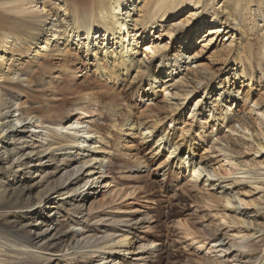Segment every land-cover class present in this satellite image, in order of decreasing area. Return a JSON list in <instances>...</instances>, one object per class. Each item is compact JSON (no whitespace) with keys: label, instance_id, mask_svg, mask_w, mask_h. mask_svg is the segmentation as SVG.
<instances>
[{"label":"bare ground","instance_id":"obj_1","mask_svg":"<svg viewBox=\"0 0 264 264\" xmlns=\"http://www.w3.org/2000/svg\"><path fill=\"white\" fill-rule=\"evenodd\" d=\"M214 1L216 0H0V80L2 79L0 150L5 152L3 153L7 155L8 160L12 159L19 154L17 151L20 148L33 146L31 143L36 142L35 139L43 133V141L47 143L46 147L41 146L44 148L42 157L50 159L44 162V165L49 162L56 164L59 162L58 159L62 161L65 156L70 157L68 161L71 162L79 160L81 165L76 174L72 171L70 177L65 178V182L58 183L55 188L58 192L49 195L52 190L46 189L37 199V204L45 203L44 206L29 211L30 214L42 215L43 209H52L51 206L48 207L50 205L48 200L60 190H68L72 184L77 186L75 184L85 173L87 174L84 185L75 187L69 193V200L84 203L87 197L92 198L94 195L91 191L97 188L96 185L100 180L101 183L107 178L103 170L106 161L105 158L100 159V157L106 154L108 140L111 139L112 133H115L122 140L120 146L116 144L120 150L124 151L127 148L125 143L133 140L142 146L150 147L157 154H154L155 156H163L158 165L163 175L169 170L175 171L182 181H185L184 188L190 187L196 192H201L202 204L220 212L221 216L217 217V221L221 220L223 224L218 227L215 223L210 222V224L216 227V233L221 238L223 247L221 249H225L226 255L231 256L232 262L236 264L241 263L242 260V264H254L251 262L252 255L248 254L246 248L250 250L253 247H248L247 243L253 244L254 241L261 240V233L264 231V207L261 208L252 201L245 200L247 193L243 189L256 188L255 191L259 189L264 194V159H258L264 154V103L259 92L257 95L252 92L255 54L247 51L252 46L247 37L256 38V34L264 32V0H222L220 9L214 8ZM184 6L188 9L185 20L179 21L178 18L175 20L177 24L166 25L162 29V23L158 21L165 16L175 19ZM207 8L212 12H206ZM219 10L228 12L227 16L232 18L233 23H237L235 27L244 35L243 47L241 45L236 49L232 58L233 64L238 65L240 72L237 73V69H233L230 79L227 77L230 72L225 76L215 77L214 72L200 61V54L190 49L193 41H189L195 28L201 31L205 29L210 35L228 31L227 28H225L227 30L223 28L225 23L219 20L221 16ZM192 11L194 13H191ZM180 29H183L182 32L189 30L183 40L186 43L172 50L171 53L148 45L143 48L142 54L138 52L139 40H136L135 36L141 39L146 31L151 35L157 30L159 35L163 34L173 39V34ZM187 38L189 41H186ZM78 54H81L82 60L79 59ZM7 55L10 60L14 56H19L25 58L24 60H27L25 62L32 61L37 66L43 67L49 65L47 60L50 58L60 57L63 64L59 70L65 72L66 78L71 82L76 78L79 70L71 66L75 61L81 66L84 65V68L92 70L97 82L86 86L75 84L69 89L70 92L75 91L78 95L75 100H71L72 107L66 111L69 119L63 122L61 116L65 105L62 103L55 104L39 98L37 108L24 109L15 102L17 99L11 97V94L17 91L16 96L23 98V88L10 84V81L3 83L4 79L9 78L7 72L10 66L6 68L7 72L4 74L5 68L2 64ZM231 79L236 81L231 82ZM125 84L127 90L137 86L135 93L137 100L141 102L145 100L151 104L147 107V111H135L125 104L122 99L125 91H116V88ZM157 95L162 97L158 101ZM36 97V94L31 95V99ZM239 103L246 108V116L232 112ZM100 108L107 109L112 119L106 140L101 138L99 131L87 121L91 118V114L95 117L96 111ZM254 112L256 113L252 116ZM104 116L105 114H102L100 118ZM183 116H186V119L180 123ZM164 121H167L170 127L178 128L180 132L178 138L174 131L164 128ZM3 122L6 123L3 125ZM85 123L87 127L89 126L88 131L77 135L87 128L83 126ZM199 124L223 127L225 130L223 137L228 147L236 146L247 153L251 152L255 155L252 161L238 166L228 159V154L224 152H219L211 159L208 158L209 155H206L205 150L201 155L196 154L195 148L198 147L196 142H202L203 139L200 133L193 132L192 128L194 126L201 128ZM235 125L239 132L235 129ZM66 131H74V134L71 135ZM238 136H242V140L229 143L230 137ZM92 137L98 140L92 143ZM7 145H10V148H6ZM54 151L65 152L55 157L51 153ZM32 154V152L27 155L20 154L14 167V170L17 167V171H12L13 177L9 180L10 183L17 185L20 182L17 174L21 175L27 169L42 166L43 161H40L39 165H32ZM75 154L79 157L71 158ZM2 161L0 152V165ZM91 163L93 166H98L97 172L94 173L92 169L81 173V168ZM64 165L65 163L62 166ZM22 167L25 168L21 171ZM60 170L61 167H58L56 173ZM2 171L1 167L0 173ZM27 180L28 178L22 179L23 184H26ZM23 184H20L22 188L19 186L21 189L19 187L13 189V196L27 194L38 186V183H30L27 186ZM84 192H86L85 197H83ZM3 193L4 191L0 189V211H2L0 216H3V209L13 206V200L3 202L5 198ZM131 195L130 193L126 197ZM122 196L121 199L125 197ZM54 200L55 198L52 199ZM82 214V218L79 216L72 221L75 226L83 223L84 226L76 232L68 251H72L76 246L85 248L86 240L99 226L96 219L88 220V214L84 211ZM38 218H45V221L48 216ZM38 221L40 219L34 226H44V222ZM23 226L30 227L29 224ZM179 226L182 240L188 242V246L195 248L194 251L197 253L208 254L218 248L211 247L215 242L208 238L206 232L199 235L201 233L185 221ZM0 227L3 228V225ZM51 231L38 230L31 243L43 248L47 233ZM15 232L18 233L16 236L22 233L19 228ZM15 232L11 231L14 235ZM61 237L55 240H61ZM111 238L112 236L108 235L99 242L101 246L95 243L89 249L98 253L107 247ZM244 244L247 247H244ZM262 248L261 256L255 261L257 264H264V246ZM222 252L223 250H220L217 253L223 255ZM44 253L46 254L44 260L48 261L46 264H51L50 258L53 255L48 251ZM2 256L3 252L0 250V264H13V262L6 263L2 260ZM61 258L62 261L66 260V256Z\"/></svg>","mask_w":264,"mask_h":264},{"label":"rangeland","instance_id":"obj_2","mask_svg":"<svg viewBox=\"0 0 264 264\" xmlns=\"http://www.w3.org/2000/svg\"><path fill=\"white\" fill-rule=\"evenodd\" d=\"M221 1L222 0H216L213 2L215 9H220ZM187 10L188 9L184 6L181 13L178 14L175 19L165 16L162 20L158 21V23H162V29L166 25L173 26L178 23L175 21L176 19L179 18V21L185 20L188 15L185 14ZM208 11L209 13L212 12L207 8L206 12ZM191 13H194V11ZM227 13L228 12L225 13V11L219 10V14H221L219 20L225 23L223 28L228 29L226 33L224 32L222 34L220 32L217 35H210L205 29L201 31L195 28L190 41L189 38H187L186 41H193L190 45L191 51H196L200 54V61L214 72L215 77H222L223 75L225 76L227 72H230L227 74V77L230 79L232 78L231 74L234 72L233 69H237V73L240 72L237 67L238 65L233 64L232 58L236 49L241 45L243 47L242 37L244 35L237 30L235 27L237 23H233L232 18L227 16ZM58 15L62 14L58 13ZM205 18L204 16L203 19ZM182 30L183 29L176 30L173 34V39H169L163 34L159 35L157 30L151 35L147 34L146 31L145 33L147 35H142L141 39L139 36H135V39L139 40L137 41L139 42L137 50L142 54L143 48L148 45L151 48H158L162 51H169L171 53L172 50L186 43L183 42V40L185 39V34L189 30L183 32ZM197 30L199 31L196 32ZM195 32L196 34L194 35ZM262 38H264L263 31L256 34V38L247 37V40L250 39L252 44L251 49H247V51H251L255 54V60L253 61L254 69L252 72L254 79L252 92L255 95L259 92L264 103V40ZM203 43H205L206 47ZM78 56L79 59L82 60L83 57L81 54H78ZM153 56L155 57L157 55ZM8 57V55L5 56L3 63L1 62L5 68L4 74L7 72L6 68L10 66V70L7 72L9 78L6 80L4 79L3 83L4 81H10V84L23 88L24 94L23 98H18V96H16L17 91H14L11 97L17 99L15 102L19 103L24 109L37 108V101H39V98L43 99V101L53 102L55 104L62 103L65 105L63 115L61 116L63 122L69 119L66 111L72 107V101L75 100L78 95L75 91L70 92L69 89L73 88L75 84H77V86H86L92 82H97L96 76L92 70L84 68V65L81 66L75 61L72 62V60H70L72 62L71 66L79 68L73 82L66 78L65 72L59 70L63 64V60H61L60 57L50 58L47 60L49 65L44 67L37 66L30 61V59V62H25L27 60L19 56H14L12 60ZM212 81L210 83H212ZM233 81L236 80L231 79V82ZM0 84H2V79L0 80ZM126 86L125 84L123 87L120 85L116 88L117 92L125 91L122 96L125 104L135 111H147V107L151 104L145 102V100L144 102L137 100L135 96L137 86L132 90H127ZM33 94L37 95L36 99H31V95L33 96ZM44 94L45 96L42 97ZM157 98L158 101L162 97L157 95ZM245 109L246 108L239 103L235 105V110H232V112L237 115L241 113L243 116H246L247 112ZM255 113L256 112H254L252 116H254ZM102 114H105L104 118H100ZM90 117L91 118L87 120L90 121L88 123H92L91 126H93V128L95 127L99 131L101 138H105L106 140L112 120L108 110L100 108L96 111L95 117H92V114ZM185 119L186 116H183L180 123L185 121ZM4 123L6 122H3V125ZM163 125L165 129L174 131L175 136L177 138L179 137L180 132L178 128L174 129L170 127L167 121H164ZM199 125H201V128L198 126L192 128V131L199 132L203 139L202 142H196L198 146L195 148L196 154L201 155L205 150L206 155H209L208 158L211 159L215 155H218L219 152H224L228 154V159L238 166L245 165V162L252 161L255 155L251 152L247 153L243 151V149L240 150V148H236V146L232 148L228 147L229 145L223 137L225 132L223 127H218V125L214 126L213 124ZM83 126L87 127V124L85 123ZM52 127L55 128L54 126ZM88 127L86 129L84 128L82 132L80 131L77 133V135L88 131ZM234 127L237 132H239L237 125ZM213 129L215 132H213ZM1 131L2 128H0V133ZM41 132H43V130H41ZM66 133L72 135L74 131H66ZM43 136V133L39 135L38 138L35 139L36 142L31 143L33 146H30V148H20V150L17 151L19 154L9 160L6 158L7 155H4L5 152L0 150L1 160H3L0 165V168H3V171L0 173V183L5 182V184L0 185V187H2L0 189L4 191L3 195L5 196L3 202L13 200V206L3 209V216H0V225H3V228L0 227V250L3 252L2 260H5L6 263L46 264L48 261L44 260L46 257L44 252L48 251L53 255V257L50 258L51 264H236L232 262L231 256L226 255L227 253L224 252L225 249H221L223 248L220 242L221 238L216 233L214 224H210V222L215 223L217 227L223 224V221H217V217L221 216L220 212L202 204L200 199L202 195L201 192H196L190 187L184 188L185 181H182V178L178 176L175 171L169 170L163 175L158 169V165L162 161L163 156H155L157 154H155L150 147L142 146L133 140H128L127 143H125L127 148H125L124 151L116 147V144L120 146L122 140L119 139L115 133H112L111 139L108 140L109 145L105 148L106 154L100 157V159L105 158L106 164L103 170L107 178L101 183L100 180L99 184L96 185L97 188L91 191L94 195L92 198L91 196L87 197L84 203H77V201L73 202L69 200V193L72 192L75 187H82L84 185L87 174L85 173L78 183L76 182L77 184L75 185L77 186L72 184L68 190H60L58 194L53 195L50 200H48L50 201L48 207L51 206L52 209H43L42 215H36V213L30 214L29 211L34 209L38 210V208L44 206L45 203L37 204V199L42 196L46 189L52 190L49 195L58 192V190L55 189L58 183L65 182V178L70 177L72 171L76 174V172L79 171L78 167H81L79 160L77 162L74 160L73 162L68 161L70 160L68 156H65L62 161L58 159L59 162L56 164H54V162H49L44 165V162L50 159H48V157H42L44 148L41 146L46 147L45 144L47 143L43 141ZM241 137L242 136H238L237 138L230 137L229 143L233 144L236 140H242ZM97 140V138H91V142ZM236 145L240 146L237 143ZM6 148H10V145H7ZM138 149L139 151H137ZM30 152L33 153L31 155L33 156L32 165H39V162L43 161L41 164L42 166L35 167L31 170L27 169L21 175L17 174L20 178V182L17 185L10 183L9 180L13 177L11 174L12 171H17V167L15 170L14 167L20 154L23 153L27 155ZM64 152L65 151H54L51 153L55 157H58L60 154L63 155ZM94 155L98 156V154H92V156ZM10 157L11 155H9V158ZM77 157L79 156L75 154L71 158ZM258 159L263 160L264 154L262 158ZM139 161H141V163H139ZM62 163H65V165L62 166ZM93 163L88 164V166H83L84 168H81V173L85 170L90 171L92 169H94V173L97 172L96 168H98V166H93ZM58 167H61V170L56 173ZM24 168L25 167H22L21 171L24 170ZM24 173H30V175H24ZM92 177L96 178V176ZM24 178H28L26 184H23L22 179ZM30 183H38L37 188L28 192L29 194L21 193V195L17 197H15V195L13 196L14 188L16 189L20 184L27 186L30 185ZM125 185L129 186L126 187ZM20 187L22 188V185ZM243 190L247 193L245 200L252 201L261 208L264 207V194H262L263 192H261V190L258 189L255 191L256 188L249 187ZM84 193L83 197L86 195V192ZM130 193L132 195L126 197V195ZM109 195L111 197H109ZM122 195H125V197L121 199V197H123ZM54 198L55 200L52 201ZM83 211L88 214V220L93 221L96 219L99 226L95 229L90 238L86 240L87 242L84 241L87 243L85 248L81 247L83 248L81 249L76 246L72 251H68L67 249H70L73 244L72 241L76 232L84 226V223L83 225L75 226L72 224V221L79 216L82 218L83 214L81 215V213ZM10 213L15 214L11 215ZM44 215L48 216L45 221V218H38ZM209 215H211L210 218L208 217ZM39 219L40 221L38 222H44V226H34ZM184 221L188 225L193 226L197 232L201 233L199 235L206 232L208 238H211V240L216 243L211 247L218 248L211 250L212 252L210 251L211 253L208 254L206 252L197 253L194 251L195 248L188 246L189 243L182 240V232L179 225ZM26 224H29L30 227L23 226ZM18 228L22 233L16 236L18 233H16L15 230H18ZM38 230L41 232L53 230L51 233H47V240L43 248H41L40 245L31 243ZM11 231L15 232V235L11 233ZM28 231H30V233ZM106 235H111L112 238L109 240L110 243H107V247H105L104 250L94 253L95 250L92 251V249H89V247L93 246L95 243L97 244L103 241V239L107 237ZM59 236H62V239L56 241L55 239ZM21 237L23 239H21ZM247 245L248 247L253 246L250 250L247 248L246 250L248 254L252 255L251 262L257 264L255 261L261 256L262 246H264V231L261 233V240L254 241L253 244L247 243ZM247 245L244 244L243 246L247 247ZM82 246H84V244ZM99 246H101L100 243ZM211 247H208V249ZM41 250L44 252L42 253ZM220 250H223V255L217 253ZM62 256H66L65 261H62ZM240 262L239 264H242L243 260Z\"/></svg>","mask_w":264,"mask_h":264}]
</instances>
